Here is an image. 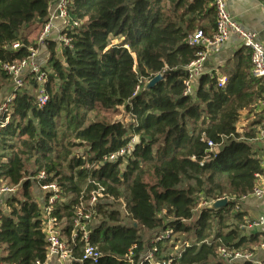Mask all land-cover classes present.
Segmentation results:
<instances>
[{"label":"trees","instance_id":"1","mask_svg":"<svg viewBox=\"0 0 264 264\" xmlns=\"http://www.w3.org/2000/svg\"><path fill=\"white\" fill-rule=\"evenodd\" d=\"M52 1L0 0V94L8 86L1 66L28 54L29 42L20 30L47 22ZM68 14L79 27L65 33L70 45L61 53L48 43L47 103L36 106L35 85L29 82V90L14 99L8 123L0 119V180L19 192L0 210V262L46 261L40 211L31 192V179L41 171L62 191L65 202L53 214L64 221L65 231L79 194L92 182L113 199L99 207L89 238L101 253L98 264H129L130 253L137 262L152 251L142 231L171 232L155 246L160 263L179 242L188 246L170 264H222L220 246L258 245L264 236L244 234L241 227L252 220L235 206L251 193L255 175L264 173L251 143L264 117L248 130L237 126L240 113L253 107L263 90L250 74L249 51L243 49L244 61L223 87L215 78L201 77L194 94L183 95L185 67L198 52L187 39L197 31L206 37L214 33L212 0H70ZM15 43L21 47L12 50ZM158 74L163 80L144 91L145 82ZM120 107L130 117L127 124L111 119ZM133 138L125 163L90 168ZM200 199H227V204L205 206L195 217ZM121 202L128 226L113 208Z\"/></svg>","mask_w":264,"mask_h":264},{"label":"built area","instance_id":"2","mask_svg":"<svg viewBox=\"0 0 264 264\" xmlns=\"http://www.w3.org/2000/svg\"><path fill=\"white\" fill-rule=\"evenodd\" d=\"M70 0H55L56 13L55 18L60 22V29L56 39L52 40L55 28L52 24L53 17L48 18L43 23L40 32L32 44L27 46V56L21 61L13 64H3L2 72L8 78V86L0 99V119L3 123H8L11 105L17 94L26 88L29 82L35 85L36 106L42 108L48 101L46 94V84L48 76L51 74L47 68V62H44V55L48 60L47 46L53 42L59 47L69 46L70 40L66 32L79 27V23L70 18L68 6ZM215 10V28L211 37H206L202 31H197L187 39V44L191 48L198 50L196 58L186 67V79L183 82V95L192 96L197 88V83L204 73V65L208 54L213 49L226 43L231 37L236 38L238 45L242 49L249 51L250 74L252 78L263 85V90L258 101L253 105V110L259 115H264V47L258 41L257 36L245 30L236 20H234L227 11L226 0H212ZM21 46L15 43L12 50H17ZM217 87L221 88L226 84V79H218ZM138 90V88L136 89ZM257 139L264 141V127L259 131ZM133 138L126 148L104 157L100 162L94 163L90 168L97 169L105 162L113 163L118 160L124 163L130 157L133 145ZM208 148L213 151L214 145L207 143ZM260 165L264 171V148L263 159ZM86 168L89 166L86 165ZM49 176L41 171L31 179L35 182L40 195L35 197L40 211V221L42 224V233L46 243V261L44 264H98L101 259V253L90 244V234L98 221V210L107 200L112 201L105 189L92 182V188L89 191H82L78 198L69 230L65 231L66 225L63 220L54 217V211L57 205L65 202L60 187L55 182H48ZM18 186H10L0 180V210L6 208V201L16 194ZM252 198L259 207L258 215L252 222L241 227L245 235L262 233L264 236V173L255 175V185L251 193L240 200ZM222 199H218L219 201ZM215 202V201H214ZM212 202H206V206H211ZM170 231L163 232L159 237H155L151 245L152 251H147L139 256L138 261H133L132 255L127 257L129 264H170L173 257H178L183 248L188 244L181 243L174 248V253L167 262L160 263L154 259L156 244L169 239ZM264 243L260 246H254L251 251L241 249H230L220 246L217 250V256L222 264H253V254L255 250L262 249ZM79 249V255L76 252ZM0 264H7L0 262ZM39 264V263H36ZM256 264H264V259Z\"/></svg>","mask_w":264,"mask_h":264},{"label":"crops","instance_id":"3","mask_svg":"<svg viewBox=\"0 0 264 264\" xmlns=\"http://www.w3.org/2000/svg\"><path fill=\"white\" fill-rule=\"evenodd\" d=\"M226 8L230 16L236 20L245 30L254 33L257 36L258 41L264 47V0H226ZM56 6L55 0L52 1L48 8V18L53 17L52 24L55 28L52 40L56 39V35L60 29V22L55 18ZM42 24H36L33 28L35 30V38L29 44L34 43L36 40ZM56 50L61 53V47L56 44ZM247 55V51L239 47L236 38L231 37L223 45L213 49L208 54L207 61L204 65V73L201 77H207L208 79L215 78L216 82L218 79H226L228 74L234 72L237 69L240 62H243ZM44 62H47V57L44 55ZM198 86V83H197ZM1 99V98H0ZM264 117V115H259L255 113L253 107L248 110H244L240 113L238 128L241 130H248L251 128L249 125H245L252 120ZM241 123V124H240ZM264 127V126H263ZM262 127V128H263ZM262 128H258V133ZM257 133V135H258ZM256 138L251 142L254 150L258 153L260 158L263 159V148L264 141H260ZM241 202L240 208L236 207L238 210L242 211L247 215V219H255L259 212L258 204L252 199L247 198ZM262 234V233H254ZM263 235V234H262ZM264 243V238L258 244L260 246ZM257 246V245H255ZM264 259V247L254 251L253 254V264H256Z\"/></svg>","mask_w":264,"mask_h":264},{"label":"rangeland","instance_id":"4","mask_svg":"<svg viewBox=\"0 0 264 264\" xmlns=\"http://www.w3.org/2000/svg\"><path fill=\"white\" fill-rule=\"evenodd\" d=\"M35 30H33L32 28H23L22 30H20V32H19V36L21 37V38H29V41L30 42H32L33 40H34V38H35ZM58 52V51H57ZM59 53V52H58ZM58 57H59V54H58ZM29 84H27V86H26V90H29ZM5 89L6 88H4L3 90H2V92H1V94H0V98H2L3 97V92L5 91ZM112 114V113H111ZM111 119L112 120H115V119H117V120H120V121H122L123 122V124H127V123H129V121H130V117H129V115H127L126 113H125V111H124V109H123V107H120L118 110H117V112L116 113H114V114H112L111 115ZM255 120V119H254ZM254 120H252V122L254 121ZM251 121V120H250ZM248 122L245 126L246 127H248L249 125H251V123L252 122ZM241 124V123H240ZM83 150L81 149V150H78V153H81ZM31 192H32V196H33V199H35V197H38L39 195H40V193H39V191H38V188L36 187V185L34 184L33 185V188H32V190H31ZM16 193H18L16 196L18 197L19 196V192H18V189L16 190ZM230 201H234L233 199H229ZM35 201V200H34ZM206 202H204V201H202L201 199L199 200V202L197 203V206H196V208H195V210H194V215H195V217H196V215H197V213H198V211L199 210H201L203 207H205L206 206V204H205ZM208 203V202H207ZM240 205H242L241 204V202L240 201H237L236 203H235V206L236 207H238V208H240ZM113 208L114 209H117V210H119L120 211V213H121V215H122V224L123 225H125V226H128V225H130L131 224V222L128 220V219H125L124 218V212H123V205H122V202L120 203V204H114V206H113ZM6 209V208H5ZM163 234V232L162 233H158V234H150V233H148V232H145V231H142L141 233H140V235H141V237H142V239H143V241L144 242H150L151 244L152 243H154L153 241L155 240V237L157 236V237H159L160 235H162ZM171 238V237H170ZM169 238V239H170ZM169 239H167V240H169ZM164 241H166V240H164ZM163 242V241H162ZM161 243V242H160ZM182 243V242H181ZM181 243L179 242V243H177V246L178 245H181ZM256 245V244H255ZM255 245H251L249 248H247V249H245V248H241V250H248V251H251L253 248H254V246Z\"/></svg>","mask_w":264,"mask_h":264},{"label":"water","instance_id":"5","mask_svg":"<svg viewBox=\"0 0 264 264\" xmlns=\"http://www.w3.org/2000/svg\"><path fill=\"white\" fill-rule=\"evenodd\" d=\"M163 80L161 75H156L154 76L152 79H150L149 81L145 82L144 84V91H149L151 88H153L157 83L161 82ZM227 204V199H222L219 201H215L212 205L211 208L213 209H217L220 208L222 206H225Z\"/></svg>","mask_w":264,"mask_h":264}]
</instances>
